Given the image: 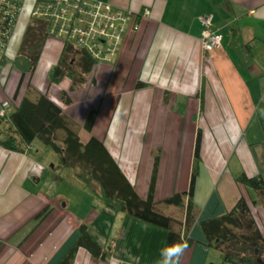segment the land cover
I'll return each mask as SVG.
<instances>
[{
  "label": "crops",
  "instance_id": "0c3cea01",
  "mask_svg": "<svg viewBox=\"0 0 264 264\" xmlns=\"http://www.w3.org/2000/svg\"><path fill=\"white\" fill-rule=\"evenodd\" d=\"M100 1L130 13L119 51L71 90L72 78L52 82L47 66L32 74L11 65L19 53L9 54L17 23L7 61L0 64V103L19 105L32 85L62 104L63 91L70 89L72 103L64 110L81 125L82 139H103L142 196L148 195L160 151L156 200L189 188L201 129L195 194L200 213L191 231L195 242L180 264H220L222 254L208 244L202 221L248 195L237 180L240 172L264 175V0ZM203 14L213 16L222 35L209 52L202 41ZM64 47L55 37L51 67ZM141 81L146 85L140 87ZM94 107L99 113L89 132L84 125ZM52 158L0 143V264H59L83 224L108 256L81 245L74 264H157L168 228L110 208L98 183L87 189L62 179ZM166 209L185 218L186 208Z\"/></svg>",
  "mask_w": 264,
  "mask_h": 264
},
{
  "label": "trees",
  "instance_id": "16d2710c",
  "mask_svg": "<svg viewBox=\"0 0 264 264\" xmlns=\"http://www.w3.org/2000/svg\"><path fill=\"white\" fill-rule=\"evenodd\" d=\"M49 36L47 22L33 17L11 65L33 74ZM8 49L1 65L5 63ZM97 64L87 50L67 43L51 70V80L61 82L64 77H70V88L74 90L86 82L87 75ZM145 85V82H139L140 87ZM62 97L63 103L59 104L48 93L29 85L21 103L14 105L12 102L11 107L0 115V143L13 150L30 152L42 160L52 152L56 153L54 159L59 162L62 179L69 178L87 189L96 182L101 187V200L110 208L168 228L166 246L184 240L189 246L193 245L195 239L191 231L200 213L195 194L201 170L202 130L197 135L189 188L156 200L160 151L155 157L148 195L142 196L103 139L95 135L82 139L81 125L64 110V105L72 103L70 89H65ZM98 113V108L90 110L84 125L87 131L93 130ZM237 180L247 188L248 195L243 193L227 212L202 221L206 240L222 254L220 264H264V175H249L243 171L237 175ZM171 205L186 208L185 218L167 212L166 207ZM51 209V206L45 208L40 213V220ZM81 245H86L98 256H108V250L91 235L88 225L83 224L80 239L59 264H74Z\"/></svg>",
  "mask_w": 264,
  "mask_h": 264
},
{
  "label": "built area",
  "instance_id": "2783aa9c",
  "mask_svg": "<svg viewBox=\"0 0 264 264\" xmlns=\"http://www.w3.org/2000/svg\"><path fill=\"white\" fill-rule=\"evenodd\" d=\"M28 0H0V64L5 58L19 15ZM32 18L47 22L50 36L87 50L99 62L109 61L120 49L129 23L128 11L100 0H31ZM147 12L149 10L147 9ZM255 12V10H253ZM202 40L207 52L220 46L222 35L213 16L201 17ZM12 105L0 103V115Z\"/></svg>",
  "mask_w": 264,
  "mask_h": 264
},
{
  "label": "rangeland",
  "instance_id": "374dc122",
  "mask_svg": "<svg viewBox=\"0 0 264 264\" xmlns=\"http://www.w3.org/2000/svg\"><path fill=\"white\" fill-rule=\"evenodd\" d=\"M24 7L25 8H23V11H22V13L20 15L18 26H17V30H16V34H15V37L13 38V40H12L11 48H10V51H9V54H10L11 57H14L17 54V51H19L18 48H19V45L21 43L22 37L23 36L25 37V33H26V30H27V27H28V25H29V23H30V21L32 19V15H31L32 2H31V0H28L25 3ZM203 45H204V43H203ZM54 50H55V37L54 36H49L48 39H47V42H46V44H45V46L43 48L42 56H41V58L39 60V63H38V72L41 71L45 66H47V72H49V77L50 78H51V70L55 66L54 65V66L51 67V65H53L55 63V62H51V56H52V53L54 52ZM56 61H57V59H56ZM55 154L56 153H54V152H52L50 154L53 157L51 162H52V164L54 163L56 166H58L59 162H57L54 159L56 157ZM235 165H237V162H236L235 159H232V161H231V163L229 165L230 168L232 166H233V168H235Z\"/></svg>",
  "mask_w": 264,
  "mask_h": 264
},
{
  "label": "clouds",
  "instance_id": "9594fccd",
  "mask_svg": "<svg viewBox=\"0 0 264 264\" xmlns=\"http://www.w3.org/2000/svg\"><path fill=\"white\" fill-rule=\"evenodd\" d=\"M189 245L186 240L173 242L171 245L165 246L160 251V259L157 264H180L181 257L184 255Z\"/></svg>",
  "mask_w": 264,
  "mask_h": 264
}]
</instances>
